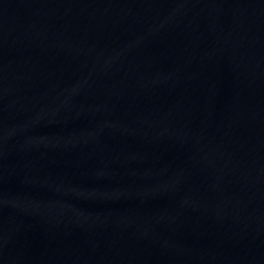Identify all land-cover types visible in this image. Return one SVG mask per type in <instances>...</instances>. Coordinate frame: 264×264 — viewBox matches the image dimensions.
I'll list each match as a JSON object with an SVG mask.
<instances>
[{"label": "water", "instance_id": "obj_1", "mask_svg": "<svg viewBox=\"0 0 264 264\" xmlns=\"http://www.w3.org/2000/svg\"><path fill=\"white\" fill-rule=\"evenodd\" d=\"M0 264H264V0H0Z\"/></svg>", "mask_w": 264, "mask_h": 264}]
</instances>
